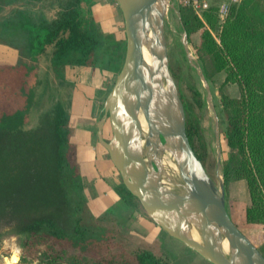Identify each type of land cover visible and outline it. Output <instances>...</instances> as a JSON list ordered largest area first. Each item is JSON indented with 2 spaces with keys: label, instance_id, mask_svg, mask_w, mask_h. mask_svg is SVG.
I'll use <instances>...</instances> for the list:
<instances>
[{
  "label": "trees",
  "instance_id": "1",
  "mask_svg": "<svg viewBox=\"0 0 264 264\" xmlns=\"http://www.w3.org/2000/svg\"><path fill=\"white\" fill-rule=\"evenodd\" d=\"M14 3L18 5L5 11ZM46 3L0 0V45L24 57L0 60V223L10 222L13 232L20 235L22 261L169 264L165 252L145 246L135 236L120 234L112 214L94 203L89 208L86 188L92 173L76 152L72 136L75 116L60 100L41 113L36 126H19L25 122L24 95L34 96L28 73L37 54L48 55L59 76V69L66 65L115 72L121 67L119 50L124 41L107 40L100 31L92 14L96 0H53L49 3L57 7L53 17L32 14V6L42 8ZM179 14L188 42L204 23L213 28L219 22L214 5L203 11V20L186 7H180ZM218 37L219 42L204 28L194 53L199 60L208 57L213 70L224 71L225 81L237 83L239 88L238 96L220 95L225 117V125L219 127L225 145L224 183L245 180L249 202L244 219L260 223L264 229V0H241L232 5ZM200 67L208 80L205 66ZM193 95L200 105L197 88ZM179 96L189 143L202 162L193 143L196 136L201 137L199 122L190 104ZM10 103L11 111L6 113L4 107ZM114 189L132 209L141 207L121 179ZM256 246L264 256V240Z\"/></svg>",
  "mask_w": 264,
  "mask_h": 264
},
{
  "label": "water",
  "instance_id": "2",
  "mask_svg": "<svg viewBox=\"0 0 264 264\" xmlns=\"http://www.w3.org/2000/svg\"><path fill=\"white\" fill-rule=\"evenodd\" d=\"M124 25L123 61L102 102L96 136L124 187L147 216L171 237L211 264H264L257 246L232 221L225 206L222 142L210 85L191 55L182 24L180 42L205 90L212 110L217 182L194 153L185 129V113L168 68L164 21L170 0H116ZM144 49L150 63L141 57ZM147 122L142 133L137 116ZM108 119L111 136L103 137ZM169 152L175 169L164 165ZM196 233V238L193 235ZM224 241L227 247H224Z\"/></svg>",
  "mask_w": 264,
  "mask_h": 264
},
{
  "label": "rangeland",
  "instance_id": "3",
  "mask_svg": "<svg viewBox=\"0 0 264 264\" xmlns=\"http://www.w3.org/2000/svg\"><path fill=\"white\" fill-rule=\"evenodd\" d=\"M53 0H46V5L42 8L32 6V14L41 13L46 19H50L55 14L57 7L55 4L49 5ZM104 0H96L93 5L92 14H110L107 12ZM112 14L118 15V21H113L110 18H103L97 21L100 31L105 34L107 40L120 39L124 41V48L119 50V59L121 64L123 61L125 50L124 25L121 12L117 6L116 0H109ZM16 3L7 6L5 11L13 9ZM18 5V4H16ZM21 4H20V6ZM178 7V6H177ZM180 7H178L179 9ZM40 9V10H39ZM26 10V7H25ZM31 10V9H30ZM39 10V11H38ZM109 11V10H108ZM209 29L216 41L219 42L220 25L217 23L215 27L210 28L207 24L191 33L189 37V50L191 55L197 60L200 66H205L210 85L212 101L215 106V111L219 119V127L223 128L224 113L220 108V95L222 93L230 96H238L239 88L237 83L225 81L224 71H215L211 67L210 59L204 57L197 59L195 55V45L200 42V35L203 29ZM182 32L179 24V18L172 10H168L164 21V36L167 47L168 68L175 81L178 93L183 96L184 100L190 104L192 115L197 118L200 126L201 137L196 136L193 140L197 151L202 155V164L206 172L217 182L215 167L216 155L213 139V119L212 110L205 101V90L195 70L190 66L180 42V34ZM7 58L24 59L22 54L13 52L11 48L0 45V60ZM71 67L74 78L67 77L66 69ZM74 66L66 65L57 74L56 68L50 62L48 55L37 54L33 69L28 73V80L34 90V96L30 97L27 93L24 95V124L20 127L29 128L36 126L41 113L47 110L54 101L64 100L67 102L66 96H72L73 92L79 91L76 76L81 72L75 70ZM70 79V80H69ZM114 79V78H113ZM200 92L202 103L199 105L193 95L194 89ZM90 90V89H88ZM81 91V90H80ZM82 92V91H81ZM87 94V93H85ZM32 101H29V99ZM68 99V98H67ZM29 102L30 105H27ZM95 105V113L92 119V127L96 132V123L102 116V100H98ZM11 103L4 107V111H11ZM103 137L110 138L111 129L108 119L105 120L102 128ZM96 134H94V139ZM221 138V137H220ZM222 142V157L225 155V145ZM92 148V147H91ZM95 155H91L88 166L92 171L91 180L88 181L86 195L90 200L89 208H92V203H95L99 210H106L112 214L115 221L118 223L120 234L135 236L136 241H140L145 246L156 251H163L169 255V264H211L202 258L195 251L186 247L181 241L171 237L165 231L157 226L140 207L132 209L124 203L120 196L115 192L114 185L120 178L115 173L114 169L106 159V153L99 145H95L93 149ZM87 163V162H86ZM222 170L219 168V174ZM225 188V206L227 213L237 227L256 245H259L264 240V229L260 223L246 222L244 219V209L249 202L248 191L244 179L229 180L224 183ZM11 223H0V264H4L3 257L15 255L17 260L11 264H36L37 261H22L21 249L19 246L20 235L13 232Z\"/></svg>",
  "mask_w": 264,
  "mask_h": 264
},
{
  "label": "crops",
  "instance_id": "4",
  "mask_svg": "<svg viewBox=\"0 0 264 264\" xmlns=\"http://www.w3.org/2000/svg\"><path fill=\"white\" fill-rule=\"evenodd\" d=\"M104 4L106 5L107 12L110 14H93L95 21L97 22L103 18H110L113 21H118V15L120 14H112L113 10H111L110 1L104 0ZM94 7V6H93ZM92 7V8H93ZM109 10V11H108ZM14 60H20L19 58H12ZM75 70L80 71L81 73L76 76L77 84H79V91L73 92L72 96H66V104L64 100H60L56 97V99L60 100L68 109V111L75 116L74 128H73V139L76 142V152L77 155L82 159L88 169L91 171L88 166V162L90 160L91 155H95L93 149L95 145H99V141L97 136L94 139V131L92 127V119L94 117L95 105L98 100H102L106 96L109 91L113 78H115L117 72L111 70H100L98 68L86 67V66H74ZM71 67L66 69V76L74 78L72 75ZM70 80V79H69ZM90 89V90H88ZM87 93V94H85ZM96 134V132H95ZM101 145V144H100ZM92 147V148H91ZM87 162V163H86ZM92 173V171H91ZM93 175V174H92ZM94 205H96L94 203ZM98 208V206L96 205Z\"/></svg>",
  "mask_w": 264,
  "mask_h": 264
},
{
  "label": "built area",
  "instance_id": "5",
  "mask_svg": "<svg viewBox=\"0 0 264 264\" xmlns=\"http://www.w3.org/2000/svg\"><path fill=\"white\" fill-rule=\"evenodd\" d=\"M178 7H186L191 9L200 19L203 20V11L214 5L219 19L218 24L221 26L222 22L230 9V7L241 0H170Z\"/></svg>",
  "mask_w": 264,
  "mask_h": 264
},
{
  "label": "bare ground",
  "instance_id": "6",
  "mask_svg": "<svg viewBox=\"0 0 264 264\" xmlns=\"http://www.w3.org/2000/svg\"><path fill=\"white\" fill-rule=\"evenodd\" d=\"M141 57H142V59L145 62L150 63V57H149L148 53L144 49L141 50ZM137 119H138V122H139L140 126L142 127V133H145L146 132V127H147V122H146V118H145V116H144L142 111H140L138 113ZM163 162H164V165L166 167H168L170 169H175V164L172 161L169 152H165L164 153ZM192 233H193L194 237L196 238L195 231H193ZM224 247L225 248L227 247V242L226 241H224ZM16 260H17V258H16L15 255H11V257L10 256L3 257L4 264H11V262H14Z\"/></svg>",
  "mask_w": 264,
  "mask_h": 264
}]
</instances>
